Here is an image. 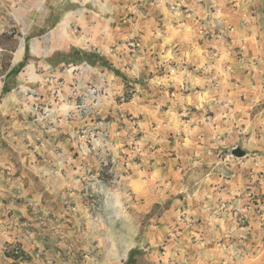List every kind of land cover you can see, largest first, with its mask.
I'll return each mask as SVG.
<instances>
[{"label": "crops", "instance_id": "obj_1", "mask_svg": "<svg viewBox=\"0 0 264 264\" xmlns=\"http://www.w3.org/2000/svg\"><path fill=\"white\" fill-rule=\"evenodd\" d=\"M54 1L0 0L2 90L33 65L57 104L27 112L39 154L0 151V230L26 256L6 263L264 264L245 195H264V0L240 32L219 17L238 2ZM14 114L0 111V133ZM106 158L129 172L128 192L107 190ZM89 197L105 206L89 211ZM234 206L247 226L226 220Z\"/></svg>", "mask_w": 264, "mask_h": 264}, {"label": "rangeland", "instance_id": "obj_2", "mask_svg": "<svg viewBox=\"0 0 264 264\" xmlns=\"http://www.w3.org/2000/svg\"><path fill=\"white\" fill-rule=\"evenodd\" d=\"M200 2H203V0H199ZM217 1V0H216ZM239 3L237 11L231 12L230 10H227L225 7H229L231 4ZM54 5H61L63 7H67V2H60V1H54ZM72 5V4H71ZM177 6L176 4H173ZM259 4L257 0H219V5H215V8H223L226 9L224 12L220 13V19H222L227 26H232L237 31H242L246 24H249V22H256L255 18H253V15L258 14V7ZM215 10V9H214ZM257 11V12H256ZM15 28H11L8 32L9 35L13 34V30ZM55 37V34L53 35ZM24 69L21 70L19 68V71L21 70V76H20V82L21 85L19 88L13 86L18 84L16 81H13V83L10 82L11 89L8 88V86H4L6 88L5 91L2 90V85L0 82V111L2 109L9 108L10 110L15 111L14 114V122L10 126V135L6 136V134L0 133V151H5L8 154H11L12 157L18 156V151L21 149L24 152L27 153H36L39 154V148L37 147V144H39L40 140L42 139L39 136V130L37 129V126L34 124H31L33 121L34 114L31 113L29 115L27 112L29 109L33 110L35 108V111H39L41 107L47 106L48 101H52L53 105L57 106V104L53 100V91H52V84L49 83L48 78L46 76H40L38 74H41V70L38 72H35V67L33 65L29 67H23ZM6 70V67L3 66L0 70V76L4 73ZM33 71L36 78H33L34 81L26 82L24 81V77L30 76V72ZM37 80H40L39 82ZM34 91H36V95H34ZM42 93L47 96L45 100H41L39 98V94ZM131 100V98L126 94L124 95V102H128ZM106 104V101L103 100ZM61 107L63 110H66L69 108V105L67 104V101L62 102ZM30 111V110H29ZM102 120H106L102 119ZM2 119L0 118V122ZM3 137V138H2ZM8 139H16L15 144L11 145L9 142H7ZM17 149V150H16ZM109 178L107 177V180L105 181V185L107 186V190L111 188L109 182ZM118 191L117 187H113L111 189V193L115 194V196L119 195L120 193H116ZM123 192V191H122ZM246 197L249 200V203L253 205V209L255 212L256 218L263 224L262 228L264 229V195L263 194H257L255 191H252V189L248 190V192L245 194ZM123 196V195H122ZM236 198H240L241 196L235 195ZM98 200V199H97ZM113 202L117 201V198L111 199ZM106 200L103 199L101 202L105 206ZM100 206V205H99ZM224 216L226 217V220L233 218V221L235 224L239 225L240 227L247 226L248 217L243 213L242 210L238 206H234V208L230 210H224ZM243 220H241V219ZM237 228V227H236ZM239 230V229H238ZM244 231V230H243ZM12 247H19L17 244L9 243L3 240L2 230H0V251H3V253L0 254V264H7V259L5 256H8L9 258L13 260H20L25 261L26 256L24 253H22V257L20 256H14L12 254ZM239 248H241L240 245H238ZM21 249V248H20ZM22 250V249H21ZM13 264H16L13 262Z\"/></svg>", "mask_w": 264, "mask_h": 264}, {"label": "built area", "instance_id": "obj_3", "mask_svg": "<svg viewBox=\"0 0 264 264\" xmlns=\"http://www.w3.org/2000/svg\"><path fill=\"white\" fill-rule=\"evenodd\" d=\"M132 45L134 48H139L140 43H132L130 44ZM99 125L102 127L101 129V140L106 143L105 148H106V156H108L109 153V148L107 146L108 144V121L107 120H101L99 121ZM84 134V133H83ZM82 134V135H83ZM103 166L105 168H107V174L109 175V183L113 186V187H117L120 190H125L123 187L127 181V179L129 178V172H120L117 165L113 163V161L109 160L108 158H106L103 161ZM105 183V182H104ZM125 192H128L127 190H125ZM86 207L88 208L89 211H92L94 209H96L98 207V200L94 197H89L88 201L86 202ZM241 219V218H240ZM243 220V219H241ZM22 253L23 251L19 248V247H12V254L14 256H20L22 257ZM88 255H84V257L86 258Z\"/></svg>", "mask_w": 264, "mask_h": 264}, {"label": "trees", "instance_id": "obj_4", "mask_svg": "<svg viewBox=\"0 0 264 264\" xmlns=\"http://www.w3.org/2000/svg\"><path fill=\"white\" fill-rule=\"evenodd\" d=\"M88 62L94 67H96V66H105V67L109 68L110 70H113L114 72H116L117 75L122 76L121 73L110 63L102 64L101 62H98L95 59H89ZM5 90H6V88L4 87L3 91H5Z\"/></svg>", "mask_w": 264, "mask_h": 264}, {"label": "water", "instance_id": "obj_5", "mask_svg": "<svg viewBox=\"0 0 264 264\" xmlns=\"http://www.w3.org/2000/svg\"><path fill=\"white\" fill-rule=\"evenodd\" d=\"M233 154H234L235 156L240 157V156L245 155V152L242 151L240 148H237V149H234Z\"/></svg>", "mask_w": 264, "mask_h": 264}, {"label": "bare ground", "instance_id": "obj_6", "mask_svg": "<svg viewBox=\"0 0 264 264\" xmlns=\"http://www.w3.org/2000/svg\"><path fill=\"white\" fill-rule=\"evenodd\" d=\"M57 44L54 45V47L56 46Z\"/></svg>", "mask_w": 264, "mask_h": 264}]
</instances>
